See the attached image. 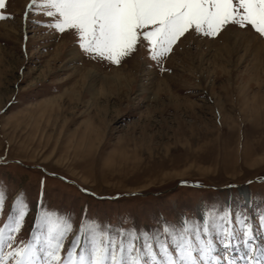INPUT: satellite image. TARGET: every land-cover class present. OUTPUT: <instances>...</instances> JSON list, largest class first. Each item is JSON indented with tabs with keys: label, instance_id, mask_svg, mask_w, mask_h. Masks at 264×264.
Listing matches in <instances>:
<instances>
[{
	"label": "rangeland",
	"instance_id": "374dc122",
	"mask_svg": "<svg viewBox=\"0 0 264 264\" xmlns=\"http://www.w3.org/2000/svg\"><path fill=\"white\" fill-rule=\"evenodd\" d=\"M29 3L8 0L12 18L0 20V227L22 194L17 240L55 213L73 225L65 251L88 220L154 232L215 208L255 228L264 214V38L236 26L215 38L192 32L159 62L141 48L116 65L86 55ZM132 192L148 195L124 196ZM255 236L264 243V229Z\"/></svg>",
	"mask_w": 264,
	"mask_h": 264
},
{
	"label": "snow or ice",
	"instance_id": "6c2138e0",
	"mask_svg": "<svg viewBox=\"0 0 264 264\" xmlns=\"http://www.w3.org/2000/svg\"><path fill=\"white\" fill-rule=\"evenodd\" d=\"M7 2L0 0V20L12 18L3 11ZM28 10L75 35L86 55L116 65L141 48L159 62L192 32L215 38L236 26L264 38V0H30ZM3 206L0 191V213ZM26 215L21 194L0 227V264H264V243L255 236L264 214L254 228L244 214L209 208L201 218L164 223L154 232L88 220L66 251L70 218L44 213L27 241H18Z\"/></svg>",
	"mask_w": 264,
	"mask_h": 264
},
{
	"label": "water",
	"instance_id": "95a60500",
	"mask_svg": "<svg viewBox=\"0 0 264 264\" xmlns=\"http://www.w3.org/2000/svg\"><path fill=\"white\" fill-rule=\"evenodd\" d=\"M55 176V175H54ZM263 180H260V182H263ZM192 184V185H195L197 186L196 184H194L193 182H189V181H186V180H182L179 182V186H182V185H186V184ZM148 194H143V193H140V192H132V193H126L124 194L125 197H134V196H147ZM121 197V195L117 196V197H109V199L111 200H115L116 198H119Z\"/></svg>",
	"mask_w": 264,
	"mask_h": 264
},
{
	"label": "bare ground",
	"instance_id": "6f19581e",
	"mask_svg": "<svg viewBox=\"0 0 264 264\" xmlns=\"http://www.w3.org/2000/svg\"><path fill=\"white\" fill-rule=\"evenodd\" d=\"M110 87H111V86H109V88H110ZM241 188H242V187L240 186V187H239V190H240ZM240 191H241V193H242L243 196H247V195H246V194H247L246 192H244V191H242V190H240Z\"/></svg>",
	"mask_w": 264,
	"mask_h": 264
}]
</instances>
